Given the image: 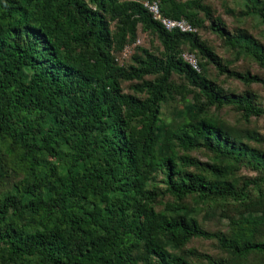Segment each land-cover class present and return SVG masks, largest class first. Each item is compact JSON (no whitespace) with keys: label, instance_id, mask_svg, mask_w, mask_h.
<instances>
[{"label":"trees","instance_id":"16d2710c","mask_svg":"<svg viewBox=\"0 0 264 264\" xmlns=\"http://www.w3.org/2000/svg\"><path fill=\"white\" fill-rule=\"evenodd\" d=\"M142 1L195 33L163 30ZM242 1L239 15L264 25V0ZM195 9L210 15L198 0H0V264H192L168 251L191 239L214 240L230 264L264 256V241L254 239L264 230V192L247 190L255 180L237 189L227 180L239 165L264 171V154L206 114L230 107L247 121L264 109L249 91L224 93L203 72L211 64L245 86L264 88V79L228 69L199 40ZM138 27L154 36L160 56L136 47L118 65L114 54L134 43ZM208 28L264 69V47L249 34L229 33L217 18ZM182 46L198 57V73L181 60ZM172 74L192 90L172 86ZM132 82V95L123 93ZM170 91L194 103L166 126L159 109ZM198 149L214 162L184 154ZM186 198L262 212L230 221L225 237L201 229Z\"/></svg>","mask_w":264,"mask_h":264},{"label":"rangeland","instance_id":"374dc122","mask_svg":"<svg viewBox=\"0 0 264 264\" xmlns=\"http://www.w3.org/2000/svg\"><path fill=\"white\" fill-rule=\"evenodd\" d=\"M186 1V0H183ZM207 10L210 11L208 17L204 16L202 12L193 10L196 13V18L200 21L201 25L198 27V37L206 46L217 55L221 62L227 65V68L236 72H248L251 75H257L264 79V69L257 66L247 56H238L235 51L225 45L219 37L213 34L208 25L214 18L220 20L225 29L229 33H237L239 31L246 32L253 39H255L261 46L264 47V25L259 21L257 15L249 17H241L240 11H243L242 0H198ZM110 29L113 31V25L110 24ZM146 49L156 56H160L161 48L154 36L143 33L138 27L136 30L135 41L131 46H126L121 52L114 54L115 61L118 65L129 64V56L134 52L135 48ZM181 52H187L188 48L182 46ZM194 54V53H193ZM197 61L198 57L195 56ZM203 75L206 79L213 81L217 87H219L224 93L240 94L243 91H249L255 96L254 104L264 109V88L257 84L242 85L238 81L227 78L225 76H219L211 64H206ZM151 78H145L150 80ZM169 82L172 86H185L187 90L191 91L192 88L186 84L182 77L177 75H170ZM132 83H122L121 91L126 94L132 95L131 85ZM201 101V100H200ZM193 99L190 94L180 98L178 93L169 92V97L166 101L160 104L159 119L165 123L166 126H172L180 120L181 113H188L193 109ZM206 114L212 117L214 120L223 123L229 129L235 131L240 140L248 146V148L259 151L264 154V116L250 117L247 121H244L240 116V113L230 107H222L220 109L208 108ZM252 135H255L258 141L249 139ZM189 158L198 160L200 162L212 163V155L203 149L192 150L185 152ZM178 155H182L181 151H178ZM191 171L190 169H187ZM162 175L157 174L153 180L155 186L162 190L164 188L161 182ZM229 182H233L235 188H239L246 181L255 180L256 187L252 188V184L247 186V190L256 195L255 188L264 192V171H256L251 168L240 166L233 174L227 179ZM160 201L170 202L172 199L168 196H163ZM227 202L222 206H210L204 205L202 202L186 198L182 201L192 208H196L195 220L199 227L207 232H218L225 237H229V222L239 218L252 217L260 215L262 208L255 206L247 209L245 206L238 207L236 203L227 199ZM155 211H160L162 207L160 205L155 206ZM256 241H264V230L255 235ZM168 251L175 255L186 256V259L192 264H206L204 260L188 255V252H192L197 255H206L209 258L217 261L218 264H230L232 258L224 250L220 249L214 240H201L191 239L184 247L179 251ZM241 264H264V256L250 254Z\"/></svg>","mask_w":264,"mask_h":264},{"label":"built area","instance_id":"2783aa9c","mask_svg":"<svg viewBox=\"0 0 264 264\" xmlns=\"http://www.w3.org/2000/svg\"><path fill=\"white\" fill-rule=\"evenodd\" d=\"M141 6L147 11L151 18L156 21L160 27L167 32L195 33V28L184 19H170L160 14L158 5L154 1H142ZM181 60L195 73L199 68L195 57L187 52L180 54Z\"/></svg>","mask_w":264,"mask_h":264}]
</instances>
